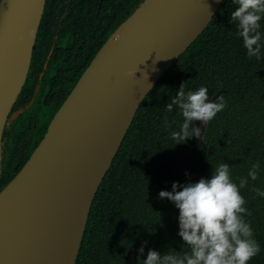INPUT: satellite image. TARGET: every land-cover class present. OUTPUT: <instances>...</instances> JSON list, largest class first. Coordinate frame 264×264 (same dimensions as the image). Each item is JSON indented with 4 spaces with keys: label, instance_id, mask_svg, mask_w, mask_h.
<instances>
[{
    "label": "water",
    "instance_id": "water-1",
    "mask_svg": "<svg viewBox=\"0 0 264 264\" xmlns=\"http://www.w3.org/2000/svg\"><path fill=\"white\" fill-rule=\"evenodd\" d=\"M220 1L139 0L106 36L25 162L0 187V264L74 263L92 197L138 104ZM43 3L0 0V93L9 88L0 100V135L27 71ZM130 17L129 38L108 54L117 27ZM193 125L204 149V124Z\"/></svg>",
    "mask_w": 264,
    "mask_h": 264
},
{
    "label": "trees",
    "instance_id": "trees-1",
    "mask_svg": "<svg viewBox=\"0 0 264 264\" xmlns=\"http://www.w3.org/2000/svg\"><path fill=\"white\" fill-rule=\"evenodd\" d=\"M138 1L106 0L107 35ZM235 7L233 0H221L205 27L138 104L92 197L73 264H143L149 249L182 253L187 245L177 234L178 209L158 193L171 191L173 182L210 178L219 163L229 164L238 184L236 178L246 177L256 161L258 179L249 178L240 192L252 213L244 219L261 247L248 264H264V198L252 190H264V41L261 58H249L231 21ZM93 53L94 48L84 53V63ZM181 84L186 91L204 86L209 97L223 89L218 97L226 106L203 126L204 149L195 136L181 143L171 137L183 117L177 106L169 112L166 104ZM6 181L0 174V187ZM142 246L143 254L138 251Z\"/></svg>",
    "mask_w": 264,
    "mask_h": 264
},
{
    "label": "clouds",
    "instance_id": "clouds-1",
    "mask_svg": "<svg viewBox=\"0 0 264 264\" xmlns=\"http://www.w3.org/2000/svg\"><path fill=\"white\" fill-rule=\"evenodd\" d=\"M233 3L236 7L231 12V21L236 23V36L242 39L249 58L260 59L264 0H233ZM173 105L183 117L179 131L171 132L176 143L201 137V129L193 121L205 125L226 106L222 97L212 102L206 87L186 91L183 84L166 104L167 111L171 112ZM259 171V161L251 163L247 176L236 178L237 184L231 177L229 164L219 163L212 169L210 178L179 185L173 182L171 191L161 190L159 198H167L178 209L177 234L187 249L163 254L149 249L143 264H248L261 247L250 223L244 219L252 213L245 207L246 200L240 190L248 186L249 178L257 180ZM252 190L264 198V190L258 187ZM138 251L143 254L144 247Z\"/></svg>",
    "mask_w": 264,
    "mask_h": 264
},
{
    "label": "flooded vegetation",
    "instance_id": "flooded-vegetation-1",
    "mask_svg": "<svg viewBox=\"0 0 264 264\" xmlns=\"http://www.w3.org/2000/svg\"><path fill=\"white\" fill-rule=\"evenodd\" d=\"M106 10V0H44L27 71L1 130L0 174L7 180L25 162L88 63L91 57L84 63V53L95 52L106 38Z\"/></svg>",
    "mask_w": 264,
    "mask_h": 264
},
{
    "label": "bare ground",
    "instance_id": "bare-ground-1",
    "mask_svg": "<svg viewBox=\"0 0 264 264\" xmlns=\"http://www.w3.org/2000/svg\"><path fill=\"white\" fill-rule=\"evenodd\" d=\"M132 25H133V21L130 17L127 20H125L124 22H122L117 27V29L115 31L114 38L111 40V42L109 43V46L107 48L108 54H113V53L119 52V50H120L119 46L121 47V44L124 41H126V39L129 38ZM13 80H14L13 78H10L5 82V84H9V83L13 82ZM7 88L6 87L4 88L5 92L0 93V100H2L5 97L6 93L8 92L9 88L8 89Z\"/></svg>",
    "mask_w": 264,
    "mask_h": 264
}]
</instances>
